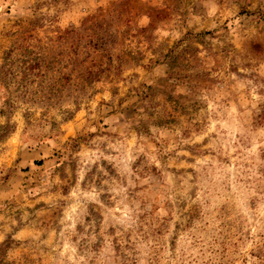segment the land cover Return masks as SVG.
Returning a JSON list of instances; mask_svg holds the SVG:
<instances>
[{"label":"rangeland","instance_id":"obj_1","mask_svg":"<svg viewBox=\"0 0 264 264\" xmlns=\"http://www.w3.org/2000/svg\"><path fill=\"white\" fill-rule=\"evenodd\" d=\"M0 264H264V0H0Z\"/></svg>","mask_w":264,"mask_h":264}]
</instances>
